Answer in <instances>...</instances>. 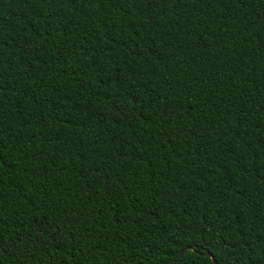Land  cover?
<instances>
[{"label":"trees","instance_id":"obj_1","mask_svg":"<svg viewBox=\"0 0 264 264\" xmlns=\"http://www.w3.org/2000/svg\"><path fill=\"white\" fill-rule=\"evenodd\" d=\"M0 264H264V0H0Z\"/></svg>","mask_w":264,"mask_h":264},{"label":"water","instance_id":"obj_2","mask_svg":"<svg viewBox=\"0 0 264 264\" xmlns=\"http://www.w3.org/2000/svg\"><path fill=\"white\" fill-rule=\"evenodd\" d=\"M182 254H183V252H182ZM182 254H181V255H182Z\"/></svg>","mask_w":264,"mask_h":264}]
</instances>
